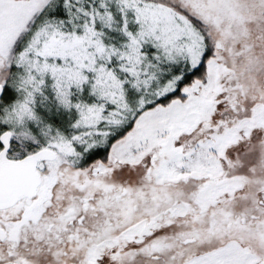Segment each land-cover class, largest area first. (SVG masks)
Masks as SVG:
<instances>
[{
	"label": "snow or ice",
	"instance_id": "obj_1",
	"mask_svg": "<svg viewBox=\"0 0 264 264\" xmlns=\"http://www.w3.org/2000/svg\"><path fill=\"white\" fill-rule=\"evenodd\" d=\"M0 264H264V0H0Z\"/></svg>",
	"mask_w": 264,
	"mask_h": 264
}]
</instances>
